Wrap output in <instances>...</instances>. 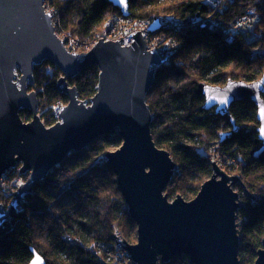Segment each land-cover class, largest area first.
Segmentation results:
<instances>
[{
	"label": "trees",
	"instance_id": "1",
	"mask_svg": "<svg viewBox=\"0 0 264 264\" xmlns=\"http://www.w3.org/2000/svg\"><path fill=\"white\" fill-rule=\"evenodd\" d=\"M207 1L129 0V17L162 23L152 35H164L159 41L162 46L175 44L167 63L157 69L147 95L153 139L178 166L165 194L169 200L178 195L193 199L212 176L213 162L238 175L243 183L234 188L243 194L237 213L239 259L241 264H254L264 241V154L255 157L262 147L257 107L245 100L223 112L206 111L205 99L197 90L200 83L224 86L229 80L255 82L264 76V0H218L221 3L215 9ZM47 3L63 32L71 35L81 51L101 36L109 18L122 17L108 0ZM249 11L255 17L253 28L235 33L236 21ZM197 13L210 20L181 24ZM62 77L60 69L49 62L34 69L30 91L37 93L39 114L48 127L58 121L61 108L69 102L57 87ZM98 79V67L89 66L68 83L77 89L79 99L90 100L97 93ZM20 116L25 122L32 119L27 110ZM121 145L118 135L97 138L83 151L69 153L51 170L0 230V264H29L33 250L46 264H104L86 244L102 241L117 247L115 236L135 243L137 226L117 176L104 158ZM22 179L16 168L3 177L0 204L5 208H9L13 187L18 188L15 181ZM182 258L159 264H189Z\"/></svg>",
	"mask_w": 264,
	"mask_h": 264
},
{
	"label": "water",
	"instance_id": "2",
	"mask_svg": "<svg viewBox=\"0 0 264 264\" xmlns=\"http://www.w3.org/2000/svg\"><path fill=\"white\" fill-rule=\"evenodd\" d=\"M46 1L0 0V183L17 166L21 176L29 173V180L13 192L9 209L0 204V230L69 153L83 151L97 138L118 135L122 145L104 158L117 176L137 226V240L128 243L115 236L116 246L125 249L135 264L168 263L182 257L192 264H241L237 223L241 198L234 188L243 183L238 175H229L213 162L212 176L193 199L178 195L171 201L165 194L178 166L153 139L147 95L157 69L170 54L163 58L149 50L137 31L129 36L135 39L130 46L100 39L81 58L55 33ZM108 1L124 17L130 16L129 0ZM158 28L154 22L149 30ZM45 62L62 72L57 87L69 100L59 112V121L50 127L39 114L37 93L29 91L35 67ZM89 66L99 69L97 93L81 100L68 79ZM197 92L205 99L206 111L223 112L235 103L252 101L262 142L255 157L264 154V76L255 82L229 80L224 86L200 83ZM22 110L31 112V121L21 118ZM29 264L46 261L33 250ZM254 264H264V241Z\"/></svg>",
	"mask_w": 264,
	"mask_h": 264
},
{
	"label": "built area",
	"instance_id": "3",
	"mask_svg": "<svg viewBox=\"0 0 264 264\" xmlns=\"http://www.w3.org/2000/svg\"><path fill=\"white\" fill-rule=\"evenodd\" d=\"M47 2L45 4V10L47 13L48 11L52 13L55 24L57 23L55 11L48 5ZM207 3H210L213 8L219 4L218 2H213V0H208ZM207 20H210V17L207 19H203L198 13L191 18L183 20L181 24L196 25ZM254 22L255 17L249 11L247 14H245L236 21L234 32L248 33L253 28ZM104 30L105 34L103 36H99L98 41L100 39L113 42L120 41V44L122 46L131 45V43H133L135 39L129 36L137 31H140L141 35L146 39L149 50H152L153 52L161 55L163 58H166V54L169 53L175 47V44L173 42H171V44H169L168 46H162L159 41H162L165 38L163 34L157 36L156 38H152L148 24L142 21L131 20L130 18H123L117 16L111 17L105 22ZM229 41H231V39H229ZM72 45L76 46L74 40L70 42V45H68V50L70 52H74ZM67 240L72 241L71 238H67ZM86 247L91 250L97 257H99L104 264H135L130 258L127 251L122 247L109 246L106 242L102 241L88 243L86 244ZM182 259H186L189 264H192L187 257H183Z\"/></svg>",
	"mask_w": 264,
	"mask_h": 264
},
{
	"label": "bare ground",
	"instance_id": "4",
	"mask_svg": "<svg viewBox=\"0 0 264 264\" xmlns=\"http://www.w3.org/2000/svg\"><path fill=\"white\" fill-rule=\"evenodd\" d=\"M48 1V0H47ZM46 1V2H47ZM46 2L44 3V6H45V4H46ZM251 12V14L252 15H254L253 14V12L252 11H250ZM51 15H52V13H50ZM55 14H56V12H55ZM198 14V13H197ZM122 17L123 18H130V17H124L123 15H122ZM131 19V18H130ZM137 21H142V20H137ZM142 22H144V21H142ZM144 23H146V22H144ZM146 24H148V23H146ZM162 24V23H161ZM161 24H159V25H161ZM201 24V23H200ZM152 24H148V26L150 27ZM53 26H54V29H55V33L57 34V36L61 39L62 38V40L64 41V43H65V46L67 47V49H68V44L70 43V42H72L73 41V39L71 38V35L69 34V33H65V32H63V30L61 29V26H60V24H59V22H57V23H55L54 24V18H53ZM150 31V30H149ZM154 32V31H153ZM153 32H151L150 31V33H151V37L152 38H156V36H154V35H152L153 34ZM105 34V30H104V28H103V31L100 33V35L101 36H103ZM158 36V35H157ZM145 38V37H144ZM146 40V39H145ZM135 41V40H134ZM98 42V39H97V41H94L93 42V44L90 46V47H88V48H91V47H93L96 43ZM147 43V42H146ZM75 44L77 45V42L75 41ZM132 44V43H131ZM130 46V45H129ZM147 46H148V44H147ZM77 47V46H76ZM85 49V51H81V53H77L81 58L90 50V49ZM78 49H80V48H78ZM149 49V48H148ZM76 53V52H75ZM57 123V122H56ZM43 181V180H42ZM41 181V182H42ZM238 186V185H237ZM235 190V189H234Z\"/></svg>",
	"mask_w": 264,
	"mask_h": 264
},
{
	"label": "rangeland",
	"instance_id": "5",
	"mask_svg": "<svg viewBox=\"0 0 264 264\" xmlns=\"http://www.w3.org/2000/svg\"><path fill=\"white\" fill-rule=\"evenodd\" d=\"M213 2H218L219 4L216 6V7H212L213 9H215V8H218L219 6H220V1H218V0H213ZM162 15H164V14H162ZM170 16H172V15H170ZM170 16H167V17H170ZM68 45H70V43L68 44ZM73 46V49H74V51H77L76 53H81V50L80 49H78L76 46H74V45H72ZM169 58H170V56H169ZM243 81V80H242ZM30 91V90H29ZM30 92H32V91H30ZM58 121H59V119H58ZM57 121V122H58ZM56 124V123H55ZM53 126V125H52ZM48 127V126H47ZM118 149V148H117ZM116 150V149H115ZM115 150H112V151H115ZM111 152V151H110ZM19 168H20V166H17L16 167V169L18 170V173H19ZM227 170H230V168H228L227 167ZM228 173V172H227ZM229 175H235V174H230V173H228ZM20 175V174H19ZM21 176V175H20ZM29 180V173L27 174V176H23V179L21 180V181H19V180H17V181H15V185H17L18 187H19V185L20 184H22V183H24V182H26V181H28ZM11 185H12V182H11ZM11 185H10V188H11ZM8 186H5V188H7ZM16 189H18V188H16V187H13V191L15 192L16 191ZM236 192H238L239 194H240V196L241 195H243L242 194V191H236ZM172 201V200H171ZM10 203H11V201H10ZM10 203H9V205H10ZM9 207V206H8ZM7 210L9 209V208H6ZM136 232H137V230H136ZM136 240H137V235H136ZM189 259V258H188Z\"/></svg>",
	"mask_w": 264,
	"mask_h": 264
},
{
	"label": "snow or ice",
	"instance_id": "6",
	"mask_svg": "<svg viewBox=\"0 0 264 264\" xmlns=\"http://www.w3.org/2000/svg\"><path fill=\"white\" fill-rule=\"evenodd\" d=\"M121 3H125V0H120Z\"/></svg>",
	"mask_w": 264,
	"mask_h": 264
}]
</instances>
